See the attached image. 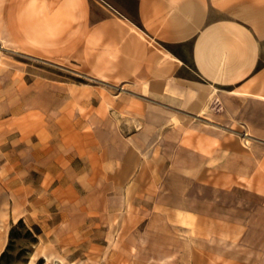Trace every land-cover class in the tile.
<instances>
[{
  "label": "rangeland",
  "instance_id": "374dc122",
  "mask_svg": "<svg viewBox=\"0 0 264 264\" xmlns=\"http://www.w3.org/2000/svg\"><path fill=\"white\" fill-rule=\"evenodd\" d=\"M80 6L0 0V264H264L261 196L189 173L195 114L111 107L76 60Z\"/></svg>",
  "mask_w": 264,
  "mask_h": 264
},
{
  "label": "crops",
  "instance_id": "0c3cea01",
  "mask_svg": "<svg viewBox=\"0 0 264 264\" xmlns=\"http://www.w3.org/2000/svg\"><path fill=\"white\" fill-rule=\"evenodd\" d=\"M78 9L76 60L111 83V107L134 93L161 99L157 114H195L203 136L189 141L202 142L193 151L202 165L189 162V173L220 187L230 179L264 206V0H81Z\"/></svg>",
  "mask_w": 264,
  "mask_h": 264
},
{
  "label": "trees",
  "instance_id": "16d2710c",
  "mask_svg": "<svg viewBox=\"0 0 264 264\" xmlns=\"http://www.w3.org/2000/svg\"><path fill=\"white\" fill-rule=\"evenodd\" d=\"M25 225V222L23 219H20L18 221L17 224H15L12 229H11V232H10V242L7 246V249L2 253V258L5 257V255L8 253L9 249L11 248L12 244L14 243V240L18 237L19 233L17 232L18 231V228L21 227V226H24ZM41 229L40 227L37 225L35 226L34 229L32 228H27L26 229V236L29 237V239L31 240V242L34 244L36 242H38L39 238L38 236L41 234Z\"/></svg>",
  "mask_w": 264,
  "mask_h": 264
},
{
  "label": "bare ground",
  "instance_id": "6f19581e",
  "mask_svg": "<svg viewBox=\"0 0 264 264\" xmlns=\"http://www.w3.org/2000/svg\"><path fill=\"white\" fill-rule=\"evenodd\" d=\"M204 100V97L203 98H201V101H203ZM182 214H180V218L182 219V216H181Z\"/></svg>",
  "mask_w": 264,
  "mask_h": 264
}]
</instances>
